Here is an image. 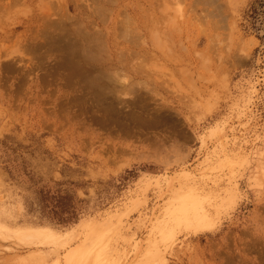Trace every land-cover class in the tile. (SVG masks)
<instances>
[{"label":"rangeland","instance_id":"rangeland-1","mask_svg":"<svg viewBox=\"0 0 264 264\" xmlns=\"http://www.w3.org/2000/svg\"><path fill=\"white\" fill-rule=\"evenodd\" d=\"M0 264H264V0H0Z\"/></svg>","mask_w":264,"mask_h":264},{"label":"bare ground","instance_id":"bare-ground-1","mask_svg":"<svg viewBox=\"0 0 264 264\" xmlns=\"http://www.w3.org/2000/svg\"><path fill=\"white\" fill-rule=\"evenodd\" d=\"M98 18V17H97ZM79 25V24H78ZM82 25V24H81ZM80 25V27H81ZM73 28V27H72ZM77 28V27H76ZM82 28V27H81ZM97 29V28H96ZM73 30V29H72ZM83 32V31H82ZM67 34V33H66ZM91 35V34H90ZM69 36V35H68ZM92 36V35H91ZM81 37V36H80ZM71 38V37H70ZM89 44V43H88ZM241 48V47H240ZM245 50V49H244ZM229 53V52H228ZM245 53V52H244ZM239 54V53H238ZM237 55V54H236ZM76 56V55H75ZM238 57V56H237ZM248 57V56H247ZM70 58V57H69ZM227 59V58H226ZM229 59V58H228ZM98 75V74H97ZM93 79V78H92ZM195 208V207H194ZM207 214V213H206ZM202 220V221H201ZM199 226L202 227L204 230L207 229V223L204 219H200V221L198 222ZM203 231V230H202ZM42 232V231H41ZM36 234V233H35ZM46 235V234H45Z\"/></svg>","mask_w":264,"mask_h":264}]
</instances>
